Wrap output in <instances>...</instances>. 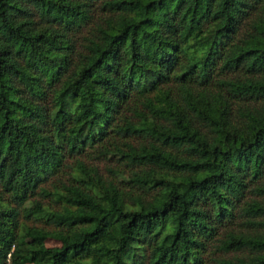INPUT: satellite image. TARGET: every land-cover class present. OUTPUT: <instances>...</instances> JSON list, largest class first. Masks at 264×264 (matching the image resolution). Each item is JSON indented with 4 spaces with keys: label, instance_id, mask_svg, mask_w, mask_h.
I'll use <instances>...</instances> for the list:
<instances>
[{
    "label": "trees",
    "instance_id": "trees-1",
    "mask_svg": "<svg viewBox=\"0 0 264 264\" xmlns=\"http://www.w3.org/2000/svg\"><path fill=\"white\" fill-rule=\"evenodd\" d=\"M68 166L62 211L25 207ZM27 260L264 264V0H0V264Z\"/></svg>",
    "mask_w": 264,
    "mask_h": 264
},
{
    "label": "rangeland",
    "instance_id": "rangeland-1",
    "mask_svg": "<svg viewBox=\"0 0 264 264\" xmlns=\"http://www.w3.org/2000/svg\"><path fill=\"white\" fill-rule=\"evenodd\" d=\"M86 153H82L80 155L74 156V157H67L65 160V163L68 165H71L74 163L75 160H82L86 163L87 166L92 168H97L102 175L104 179L107 180H114V182L119 184L124 178H127L130 176V170L126 168L123 164L119 163L118 157H113L111 159H102V160H92L88 158ZM109 169L118 170L121 171L117 175H113L109 172ZM76 170L71 167L63 168L60 172H58V175L50 178L49 180L42 183L43 187H46L51 195L49 196H43L41 194H37L36 196L32 197L26 204L25 207H31L34 206V203H40L45 208H50L51 210L55 211H62L64 208V203L56 197L57 190L62 191L63 185H78L75 182L74 175L76 174ZM63 192V191H62ZM39 193V192H38ZM21 229L23 230L25 226L28 227H34L44 230L45 232L51 233L55 228L51 225L46 224L43 220H36L34 218L31 219H24L23 216L20 218ZM21 230V231H22ZM29 243H34L32 239L26 240ZM45 245L47 247H59L61 244L53 239L52 237L48 238L45 241ZM24 264H33L32 260H27Z\"/></svg>",
    "mask_w": 264,
    "mask_h": 264
}]
</instances>
